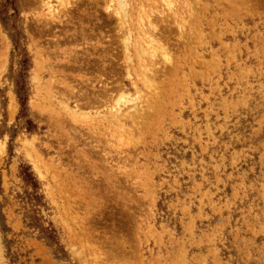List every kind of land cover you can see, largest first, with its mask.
Wrapping results in <instances>:
<instances>
[{
    "label": "rangeland",
    "instance_id": "rangeland-1",
    "mask_svg": "<svg viewBox=\"0 0 264 264\" xmlns=\"http://www.w3.org/2000/svg\"><path fill=\"white\" fill-rule=\"evenodd\" d=\"M13 1L0 264H264V0Z\"/></svg>",
    "mask_w": 264,
    "mask_h": 264
},
{
    "label": "bare ground",
    "instance_id": "bare-ground-1",
    "mask_svg": "<svg viewBox=\"0 0 264 264\" xmlns=\"http://www.w3.org/2000/svg\"><path fill=\"white\" fill-rule=\"evenodd\" d=\"M60 1H61V0H60ZM123 1H124V2H123ZM48 2H49V1H48ZM62 2H63V1H62ZM165 2H166V3H165L166 7H167L168 10H170V12H171V11L173 10V8H174L173 6H174V4H175V1L165 0ZM187 2H188V1H187ZM124 3H125V0H118V4H117V6H119V7L116 8V12H117V10L120 11V12L122 11V13H124V15H125L126 12H125L124 8H126V7H125ZM62 4H63V3H62ZM65 4H67V3H65ZM65 4H64V5H65ZM125 4L127 5V3H125ZM155 4H156V3H155ZM175 6H176V5H175ZM43 7H44V6H43ZM46 7H47V6H46ZM49 9H51V8H49ZM165 10H166V9H165ZM49 11H50V10H49ZM49 11H48V12H49ZM64 11H65V10H64ZM114 11H115V10H114ZM48 12H47V13H48ZM50 12H52V10H51ZM167 12H169V11H167ZM177 12H178V10H177ZM182 12H183V11H182ZM45 13H46V12H44V14H45ZM117 13H118V12H117ZM117 13H116V14H117ZM178 13H179V12H178ZM188 13H189V15H190L192 12H190V10H189ZM193 13H194V12H193ZM193 13H192V14H193ZM179 14H181V13H179ZM186 14H187V13H186ZM147 15H148V14H147ZM162 15H164V14H162ZM174 15H176V14H174ZM189 15H188V16H189ZM49 16H50V15H49ZM122 16H123V14H122ZM138 16H139V15H138ZM145 16H146V15H145ZM152 16H153V15H152ZM188 16H187V17H188ZM190 16H191V15H190ZM190 16H189V17H190ZM192 16H193V15H192ZM194 16H195V15H194ZM194 16H193L192 18H194ZM45 17H46V16H45ZM148 17H149V16H148ZM148 17H147V18H148ZM163 17L166 18V16H163ZM181 17H182V16H181ZM192 18L190 17L189 19H192ZM120 19H122V18H120ZM181 19H182V18H181ZM194 19H195V18H194ZM52 20H53V19H52ZM52 20H51V21H52ZM139 20H141V19H139ZM147 20H148V19H147ZM198 20H199V19H198ZM148 21H149V20H148ZM177 21H178V20H177ZM182 21H183V23L187 22V20L184 19V18L182 19ZM193 22H194V21H193ZM148 23L151 24V21L148 22ZM162 23H163V22H162ZM183 23L180 24V22H179L181 28L184 27V24H183ZM154 24H155V23H154ZM185 24H186V23H185ZM190 24L195 25L194 23H190ZM186 25H187V24H186ZM193 25H192V27H193ZM152 26H156V25H152ZM187 26H188V25H187ZM192 27H191V28H192ZM149 28H151V25H150ZM121 29H122V28H121ZM151 29H152V30H155L154 27H152ZM193 29H194V27H193ZM196 29H197V28H196ZM191 30H192V29H191ZM191 30H190V31H191ZM187 31H188V30H187ZM145 34H146V33H145ZM185 34H186V33H185ZM186 36H187V35H186ZM200 36H201V35H200ZM214 37H215V36H214ZM129 38H130V37H129ZM186 38H187V37H186ZM189 38H190V35H189ZM152 39H153V38H152ZM187 39H188V38H187ZM189 40H190V39H189ZM148 42H151V41L149 40ZM153 42H154V41H153ZM203 43H204V42H203ZM150 44H151V43H150ZM154 44H155V43H154ZM190 44H191V43H190ZM151 45H152V44H151ZM157 45L160 46V48H163L161 45H159V44H157ZM153 47H155L154 50L157 49L155 45H154ZM153 47H152V49H153ZM187 47H188V46H187ZM127 48H128V47H127ZM150 50H151V49H150ZM154 50H153V51H154ZM157 50H158V49H157ZM195 50H196V49H195ZM127 51H128V49H127ZM144 51H145V50H144ZM153 51H152V52H153ZM160 51H161V52H160ZM135 52H136V51H135ZM159 52H160L161 58H162L163 61H164V62H163L164 64H162V65L169 66V65H172V63H174V61H173L172 58H171V55H169V53H167L168 51L166 52V51L163 50V49H162V50L159 49ZM159 52H158V53H159ZM144 53H146V52H144ZM141 54H143V53L141 52ZM184 54H185V53H184ZM157 55H158V54H156V52H154V53H152L151 57H152V58H156ZM158 57H159V56H158ZM178 60H179V59H178ZM151 62H152V64L154 65L155 62H154V63H153V61H151ZM177 63H178V62H177ZM152 64H151V65H152ZM153 65H152V66H153ZM154 66H157V64L154 65ZM140 69H141V68H140ZM151 69H152V68H151ZM145 70H147V72L145 71L146 73H145V72H144V73L147 74V75L149 74V72H151V70H150L149 67H148V69H145ZM152 70H153V69H152ZM164 71H165V69H164ZM166 71H167V70H166ZM172 71H173V70H172ZM167 72H168V71H167ZM144 73H143V75H144ZM171 73H173V72H171ZM171 73H170V74H171ZM189 73H190V72H189ZM168 74H169V73H168ZM147 75H146V78L148 79V81H149V79H150L149 84H151V83L153 84V81H152V80H153V79H152L153 77H149V76H147ZM149 75H150V74H149ZM143 77H145V76H143ZM172 77H173V76H172ZM172 77H171V78H172ZM175 77H176V76H175ZM166 78H167V77H166ZM166 78H165V79H166ZM168 78H169V77H168ZM173 79H174V78H173ZM162 80H164V79H162ZM176 82H177V81H176ZM161 83H162V82H161ZM169 83L171 84V82H169ZM147 84H148V83H146L145 85H147ZM167 84H168V83H167ZM187 84H188V83H187ZM161 85H162V84H161ZM172 85H173V84H172ZM153 86H154V85H153ZM170 86H171V85H170ZM175 86H176V84H175ZM148 87H149V86H148ZM158 87H159V86H158ZM173 87H174V86H173ZM152 88H153V87H152ZM171 88H172V86H171ZM171 88H170V89H171ZM147 90H150V89L147 88ZM159 90H160V89H159ZM159 90H158V91H159ZM163 90H164V89H163ZM153 91L155 92L156 89L153 90ZM165 91H166V90H165ZM156 92H157V91H156ZM160 92H161V91H159V93H157V94H161ZM162 92H163V91H162ZM155 95H156V94H155ZM177 95H178V94H177ZM150 96H152V95L150 94ZM156 96H158V95H156ZM156 96H155V97H156ZM124 97H125V96H123V95H122L121 97H118L119 99H118L117 101H115V102H116V104H115L116 107H119L121 103H126V104H128V103L131 101V100H130V101L128 100V101H129V102H128ZM153 97H154V96H153ZM169 97H170V96H169ZM140 98H141V97H140ZM145 98H146V97H145ZM129 99H130V97H129ZM141 99H142V98H141ZM155 99H156V98H155ZM145 100H147V99H145ZM153 100H154V98H153ZM132 101H133V99H132ZM132 101H131V102H132ZM136 101H137V100H136ZM138 101H139V100H138ZM147 101H148V100H147ZM169 101H170V100H169ZM131 102H130V103H131ZM133 102H134V101H133ZM112 103H113V102H112ZM158 103H159V102H158ZM144 104H145V103H144ZM152 104H153V103H152ZM155 104H156V103H155ZM156 105H158V104H156ZM133 106H134V105H133ZM156 107H157V106L152 107V108L155 110ZM160 107H162V105H161ZM119 108H120V110H121V107H119ZM130 108H131V107H130ZM144 108H145V107H144ZM116 109H118V108H116ZM133 109H134V107H133ZM128 110H130V109H128ZM128 110H126V111H128ZM117 111H119V110H117ZM126 111H125V112H126ZM148 111H150V110H148ZM152 111H153V110H152ZM120 112H121V111H120ZM123 112H124V111H123ZM134 112H135V111H134ZM155 112H157V111L155 110ZM155 112L153 111V115L155 114ZM117 113H118V112H117ZM141 113H142V112H141ZM151 113H152V112H151ZM157 113H158V112H157ZM135 115H136V114H135ZM139 115H140V114H139ZM148 115H149V113H148ZM155 115H157V114H155ZM150 116H151V117H150ZM149 117H150L151 119H155L154 116H152V114L149 115ZM152 117H153V118H152ZM156 117H158V115H157ZM123 118H125V117H123ZM147 118H148V117H147ZM150 118H149V119H150ZM139 120H140V119H139ZM142 120H143V119H142ZM108 121H109V120H108ZM118 121H119V120H118ZM144 121H145V119L143 120V125L145 124ZM115 122H117V121H115ZM145 122H146V121H145ZM149 123L152 124L151 122H149ZM115 124H116V123H115ZM121 124H122V123H121ZM150 124H149V125H150ZM145 125H146V124H145ZM117 127H118V126H117ZM127 128H128V127H127ZM121 131H122V130H121ZM114 133H115V132H114Z\"/></svg>",
    "mask_w": 264,
    "mask_h": 264
},
{
    "label": "trees",
    "instance_id": "trees-1",
    "mask_svg": "<svg viewBox=\"0 0 264 264\" xmlns=\"http://www.w3.org/2000/svg\"><path fill=\"white\" fill-rule=\"evenodd\" d=\"M5 7H4V10H6L7 7H14V1L13 0H5ZM18 40V39H17ZM16 44H17V41L15 40ZM20 91H22V89H20ZM20 100H21V104L24 106L25 105V98L24 97H20Z\"/></svg>",
    "mask_w": 264,
    "mask_h": 264
}]
</instances>
